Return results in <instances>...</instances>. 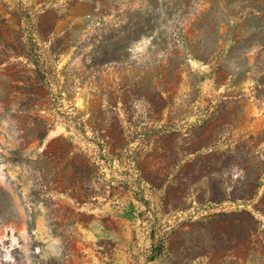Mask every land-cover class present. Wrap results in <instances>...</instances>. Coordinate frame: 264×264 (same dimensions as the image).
Instances as JSON below:
<instances>
[{
    "label": "rangeland",
    "instance_id": "374dc122",
    "mask_svg": "<svg viewBox=\"0 0 264 264\" xmlns=\"http://www.w3.org/2000/svg\"><path fill=\"white\" fill-rule=\"evenodd\" d=\"M183 1L0 0V264H264V10Z\"/></svg>",
    "mask_w": 264,
    "mask_h": 264
},
{
    "label": "trees",
    "instance_id": "16d2710c",
    "mask_svg": "<svg viewBox=\"0 0 264 264\" xmlns=\"http://www.w3.org/2000/svg\"><path fill=\"white\" fill-rule=\"evenodd\" d=\"M247 1H248V4L245 5V6L247 8H251L256 13H258V12L260 13V12H262L264 10V7L260 4L259 0H247ZM180 4H181V7L189 6V0H185V1H183V3H180ZM249 17L255 19L258 16H257V14H252V15L249 14L247 18H249ZM151 22H152V19H148V21L139 24L138 29L140 28V30H141V29L145 28V26H148L147 30L152 29L153 25H151ZM134 26H136V23H135ZM137 33H139V32L136 31V36H137ZM232 42H233V48H232L233 54L236 51H238V49H240L243 44H247V43L250 44V46L251 45H255V44H259V45H261L264 48V41H263V37L261 35V32H257V31H254L252 36H249V37H247L246 39H243V40L242 39L240 40V39H238V37L234 36ZM260 81L262 82V84H264V73L261 75ZM260 163H261L260 167L257 168L258 170L260 169V174L257 177L258 181H261L263 179V177H264V159H261ZM251 171H253V170H250V169L247 170V172H251ZM248 177L250 178V176H248ZM228 199H230V198H228ZM236 199L245 200V199H249V197L246 198V197H243L242 195H240L239 197L238 196H234L230 200H236ZM257 210H259L260 212L264 213V209L258 208ZM244 212L247 213V211H244ZM240 213H242V212H238L239 215H240Z\"/></svg>",
    "mask_w": 264,
    "mask_h": 264
}]
</instances>
